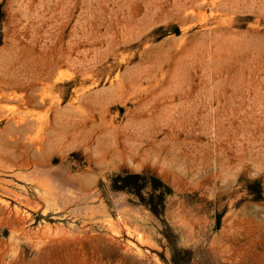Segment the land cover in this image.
<instances>
[{"label":"rangeland","instance_id":"rangeland-1","mask_svg":"<svg viewBox=\"0 0 264 264\" xmlns=\"http://www.w3.org/2000/svg\"><path fill=\"white\" fill-rule=\"evenodd\" d=\"M0 5V264H264V0Z\"/></svg>","mask_w":264,"mask_h":264},{"label":"bare ground","instance_id":"bare-ground-1","mask_svg":"<svg viewBox=\"0 0 264 264\" xmlns=\"http://www.w3.org/2000/svg\"><path fill=\"white\" fill-rule=\"evenodd\" d=\"M22 120V119H21ZM25 121V120H24ZM30 122V121H29ZM28 122V123H29ZM22 124H24V123H22ZM29 124H33V123H29ZM19 127V126H18ZM21 127V126H20ZM23 127H24V125H23ZM22 128V127H21ZM34 156V155H33ZM55 169V168H54ZM53 169V170H54ZM44 170L46 171V170H48L47 168H44ZM56 170H57V168H56ZM58 171H59V169H58ZM61 171H62V169H60V173H61ZM64 171V170H63ZM57 172V171H56ZM53 173H55V171H53ZM43 174V173H42ZM56 174H58V173H56ZM45 175V174H44ZM49 174H46L45 175V177H47ZM54 175V174H53ZM60 175V174H59ZM61 175L64 177V174L63 173H61ZM65 175H66V173H65ZM50 176V175H49ZM55 176V175H54ZM65 178H66V176H65ZM67 178H68V176H67ZM60 179V178H59ZM63 179V178H62ZM65 180V179H64ZM68 180V179H67ZM61 182H62V180H61ZM67 184V183H66ZM64 187V186H63ZM67 187V186H66ZM68 188V187H67ZM1 190H3L2 188H1ZM3 191H6V190H3ZM60 196V195H59ZM112 196L114 197V199H115V201H116V203H117V205L118 206H120V205H123L121 202H122V200H121V193L120 192H112ZM63 197V196H62ZM77 197V196H76ZM79 197V196H78ZM60 198V197H59ZM83 198H85V197H83ZM21 199V198H20ZM63 199V198H62ZM61 199V200H62ZM82 199V198H81ZM22 200H23V198H22ZM63 200H65V199H63ZM62 200V202H64ZM59 202H60V200H59ZM124 203V202H123ZM65 204V203H64ZM174 204H175V201H171V203H170V205L168 206V212H169V214H173L175 211H174ZM59 205H61V203L59 204ZM125 205V204H124ZM62 206H63V203H62ZM62 206H60V208L62 207ZM65 206V205H64ZM122 208V207H121ZM123 208H124V206H123Z\"/></svg>","mask_w":264,"mask_h":264},{"label":"trees","instance_id":"trees-1","mask_svg":"<svg viewBox=\"0 0 264 264\" xmlns=\"http://www.w3.org/2000/svg\"><path fill=\"white\" fill-rule=\"evenodd\" d=\"M1 17H2V11H1V5H0V20H1ZM139 176V175H137ZM121 189H125L126 187L125 186H122L120 187ZM155 213H157L155 210H153Z\"/></svg>","mask_w":264,"mask_h":264},{"label":"clouds","instance_id":"clouds-1","mask_svg":"<svg viewBox=\"0 0 264 264\" xmlns=\"http://www.w3.org/2000/svg\"><path fill=\"white\" fill-rule=\"evenodd\" d=\"M252 178H255V177H252Z\"/></svg>","mask_w":264,"mask_h":264}]
</instances>
